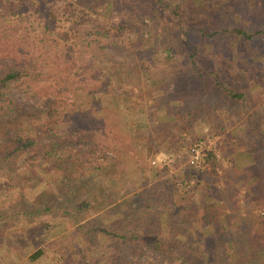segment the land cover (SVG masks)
Instances as JSON below:
<instances>
[{"label": "trees", "instance_id": "1", "mask_svg": "<svg viewBox=\"0 0 264 264\" xmlns=\"http://www.w3.org/2000/svg\"><path fill=\"white\" fill-rule=\"evenodd\" d=\"M85 1L86 12L96 14V18L85 19L82 9L76 16L70 2L54 6V0H0V105L3 109L0 190L15 194V199L6 206L0 205V238L10 225V218L19 215L27 220L41 218L52 215L56 207L61 216L71 215L70 203L75 211L89 208L94 213L111 205L104 214H97L77 226L88 230L83 227L92 223L89 229L103 239L117 240L109 247L113 255L111 263L138 264L145 253H156L169 264H210L202 248L199 226L183 214L179 219H172L167 211L168 202L163 200L161 207L151 193L144 194L151 188L140 190L142 194L134 192L132 200L117 202L122 196L116 189L117 183L134 166L141 170L147 147L153 141L149 128L155 127L154 120L165 124L168 113L164 107L158 108V102L137 108L128 91L121 89L124 84L139 86L140 72L134 63L113 60L104 53L102 43L108 34L103 20L98 18L106 7L101 3L103 0ZM122 1L138 5L151 2L178 14L167 0ZM112 3L117 5L116 0ZM59 15L66 17L61 19ZM149 20L153 19L149 16ZM55 22H66L69 27L55 36ZM216 33L210 30L200 34L213 37ZM93 34L96 36L92 37ZM242 36L246 40L264 37V26ZM44 44L48 47L44 51L29 46L44 49ZM85 54H88L87 64L75 66ZM146 75L143 84L148 87L150 78ZM181 76L184 74L177 75L176 81ZM45 81L49 83V90L44 94L32 92L33 86ZM219 85L230 99L242 98L241 93ZM14 89L36 97L38 106L21 108L12 98ZM138 91L139 97L140 87ZM127 101H130L128 108ZM238 124L241 131L234 142L224 141L216 154L208 153V168L190 167L197 173L215 171L216 166L222 167L220 160L225 158L231 172L223 186L216 187L214 195L203 196L199 201L198 221L212 229L211 264H264V106L251 111ZM99 137L103 143H99ZM99 149L109 150L112 155L97 156ZM239 158L250 161L251 176H247L243 166L234 163ZM93 161L101 165H94ZM92 175L98 176L95 181L98 186ZM229 183L241 190L242 203L226 191L224 186ZM38 184L41 187L34 194L33 185L37 189ZM108 188L109 192L104 191ZM26 192L33 195L32 201L26 200ZM79 193L84 196L76 200ZM134 197H140L145 203L137 205ZM123 203L127 205L125 210ZM220 205L225 211L220 212ZM141 210L148 214L147 222L135 220ZM111 214L115 215L114 222L102 225L100 219ZM70 217L76 222L79 220ZM42 251L35 250L28 260L37 259ZM124 251L130 253V258Z\"/></svg>", "mask_w": 264, "mask_h": 264}, {"label": "rangeland", "instance_id": "2", "mask_svg": "<svg viewBox=\"0 0 264 264\" xmlns=\"http://www.w3.org/2000/svg\"><path fill=\"white\" fill-rule=\"evenodd\" d=\"M113 1H101L106 9L102 10L104 14L98 19L103 20L108 34L106 41L102 43L103 51L110 59L121 61L126 59L134 63L140 72L139 86L124 84L120 87L128 91L130 100L136 102L137 108H145L158 102V108L164 107V111L168 113V117L164 115L165 124L154 120L155 127L149 128L153 141L150 147H147L149 150H146V161L141 166V170L138 171L137 166H134L127 173L129 176L124 172V177L117 183L116 189L122 193L117 202H121L122 199L132 200L134 192L142 194V190L151 188L144 194L151 193L150 196L156 199L161 207L164 205L163 200L168 202L167 211L172 219H179L183 214L190 216L189 220L199 226L202 248L211 264L212 229L209 225H202L198 221L201 214L199 201L204 198L203 196L207 195L206 198H210L214 195L216 187H222L223 181L227 180L231 172L228 171L227 161L223 158L220 160L222 167L216 166L215 171L208 169L197 173L185 164L186 150L189 140L205 136L210 140L206 158L211 151L216 154L218 146L224 141L234 142L235 136L241 131L238 123L257 107L264 106V37L255 36L250 42H239L237 37L231 39L228 33L213 37L201 35V31L209 33L210 30H216V25L220 26L219 22H222L219 21L220 14L224 12L216 13V0H167L177 11V15H174L169 8L158 7L151 2L148 5H138L134 2L116 0L117 5H114ZM259 1L261 12L258 19L254 18L255 25H258L256 28L264 26V0ZM65 2L72 4L76 16H79L81 13L79 10L82 9L85 19L97 17L96 14L86 12L85 0L80 2L54 0V6H60ZM250 2L249 8L256 10L258 5L253 0ZM97 12H101L100 9H97ZM149 16L153 20L150 21ZM59 17L64 19L66 15ZM54 26L55 36L69 27L66 22H55ZM199 29L201 30L196 31ZM186 31L187 38L184 33ZM44 45V49L41 46H29L33 50L44 51L48 48L47 44ZM51 52L49 49L48 53ZM87 55L75 62V66L86 65ZM128 66L124 68L128 69ZM180 73L184 76L176 81L175 78ZM144 74H148L150 78L147 82L148 87L143 84ZM48 84L45 81L33 86L32 92L44 94L49 90ZM219 84L235 93H241L242 98L230 99L220 89ZM139 87L141 96L138 97ZM11 95L23 109L38 106L36 97L30 96L29 93L14 89ZM129 104L130 101H127L125 106L128 108ZM243 108L246 110L244 113L241 111ZM2 111L0 105V116ZM219 130L220 132L217 133ZM214 132L216 135L213 134ZM155 139H158L157 142ZM97 140L103 143L102 137ZM101 153L112 155L106 149H99L96 154L100 156ZM167 154L172 156L177 154L179 157L165 165ZM152 160L154 164L151 163ZM93 162L94 165H101ZM249 162L239 158L234 163L243 166L247 176H251ZM204 168H208V162ZM92 177L95 183L98 176L92 175ZM95 185L98 186L96 183ZM33 186L35 187L32 191L37 194L41 186L38 184L37 189L36 185ZM224 187L239 200V203H242V192L237 190L234 183ZM104 191L109 192V188ZM26 193V200L32 201L33 195ZM83 196L79 193L76 200H81ZM94 196L97 198L98 194ZM13 199H15L13 192L0 190L1 206H6ZM134 200L137 205L145 203L140 197H134ZM71 204L68 206L71 215L61 216V212L56 207L53 208L52 215L45 214L41 218L27 220L22 215L14 219L10 218L11 223L4 237L0 238V264H120L121 261L111 263L113 255L110 254L111 248H109L117 240L103 239L99 233L89 229L92 223L83 227L88 230L77 228L89 218L104 214L111 205L104 206L102 210L94 213L89 208L83 212L75 211ZM123 205L122 209L125 210L127 205L126 203ZM219 210L225 211L223 205L219 206ZM70 216L79 220L76 222ZM114 218L115 215L111 214L100 221L103 225L114 222ZM135 220L147 222L148 214L145 210H141ZM37 249L43 250L41 255L29 261L28 256ZM124 255L130 258L128 251H124ZM148 263L169 264V261L161 259L156 253H145L138 264Z\"/></svg>", "mask_w": 264, "mask_h": 264}, {"label": "crops", "instance_id": "3", "mask_svg": "<svg viewBox=\"0 0 264 264\" xmlns=\"http://www.w3.org/2000/svg\"><path fill=\"white\" fill-rule=\"evenodd\" d=\"M250 1L252 0H216V13L224 12L223 14H220L221 18L219 21H222V22L218 21L220 26L216 25V31H217L216 35L218 33L219 35L220 34L224 35L228 33V36H230L231 39L232 37H237L238 38L237 40L239 42H242V41L250 42L253 39V37L246 40L242 36V34L244 32L246 33L252 32L253 29L258 26V25H255L254 18L258 19L259 12H261L260 11L261 10L260 1L253 0L258 5L256 6L257 8L256 10L254 8H249L250 7L249 5L251 4ZM243 16H244V19H243Z\"/></svg>", "mask_w": 264, "mask_h": 264}, {"label": "built area", "instance_id": "4", "mask_svg": "<svg viewBox=\"0 0 264 264\" xmlns=\"http://www.w3.org/2000/svg\"><path fill=\"white\" fill-rule=\"evenodd\" d=\"M210 140L207 138H197L190 140L187 146L185 155V164L193 168H204L206 167V156L209 149ZM179 156L167 154L164 160V164L168 165L171 161H174ZM154 164V161H151Z\"/></svg>", "mask_w": 264, "mask_h": 264}]
</instances>
